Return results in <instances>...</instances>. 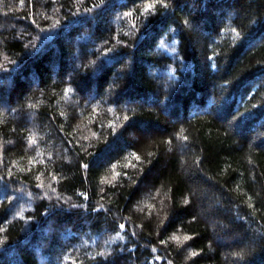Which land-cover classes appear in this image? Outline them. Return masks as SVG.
<instances>
[{
  "label": "trees",
  "instance_id": "obj_1",
  "mask_svg": "<svg viewBox=\"0 0 264 264\" xmlns=\"http://www.w3.org/2000/svg\"><path fill=\"white\" fill-rule=\"evenodd\" d=\"M0 264H264V0H0Z\"/></svg>",
  "mask_w": 264,
  "mask_h": 264
},
{
  "label": "snow or ice",
  "instance_id": "obj_2",
  "mask_svg": "<svg viewBox=\"0 0 264 264\" xmlns=\"http://www.w3.org/2000/svg\"><path fill=\"white\" fill-rule=\"evenodd\" d=\"M121 227H124V225H121Z\"/></svg>",
  "mask_w": 264,
  "mask_h": 264
}]
</instances>
